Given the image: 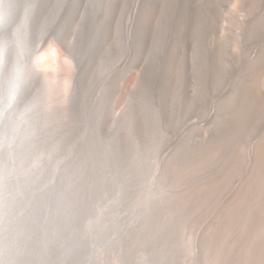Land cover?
<instances>
[{
  "label": "rangeland",
  "instance_id": "1",
  "mask_svg": "<svg viewBox=\"0 0 264 264\" xmlns=\"http://www.w3.org/2000/svg\"><path fill=\"white\" fill-rule=\"evenodd\" d=\"M244 1L0 0V264H264Z\"/></svg>",
  "mask_w": 264,
  "mask_h": 264
},
{
  "label": "bare ground",
  "instance_id": "2",
  "mask_svg": "<svg viewBox=\"0 0 264 264\" xmlns=\"http://www.w3.org/2000/svg\"><path fill=\"white\" fill-rule=\"evenodd\" d=\"M13 1V0H12ZM237 2V1H236ZM246 2V1H244ZM242 3V1H241ZM236 5V8L239 6L238 2L234 3ZM240 4V2H239ZM243 4V3H242ZM246 4L248 5L247 8H249V6L251 5V9H252V5L253 7L256 6L259 10L260 14L255 18L254 16V20L252 21V24L249 25L250 29H248L252 34H255L258 36L259 38V46H256V49H254L252 51V54L250 55V59L249 61H245L242 62V64H244L246 66V71H247V75H249V78L247 79V93H246V99H247V106H248V110L250 112L253 113V111H256L258 108H260L262 110V107L264 108V0H247ZM17 5V4H16ZM238 5V6H237ZM246 5V6H247ZM243 7V5H241ZM235 8V6H234ZM233 8V10H234ZM245 8V7H244ZM242 9V8H241ZM240 9V10H241ZM250 9V8H249ZM146 10V9H145ZM239 10V8H238ZM236 10V12L238 11ZM246 10V9H245ZM254 10V8H253ZM243 11V10H242ZM249 10H247V13ZM232 12V11H231ZM234 12V11H233ZM252 12V11H251ZM186 13L187 12H184ZM245 13V11L243 12V14ZM246 13V14H247ZM254 14H256L255 12H252ZM234 14V13H233ZM251 14V13H249ZM190 15V14H189ZM231 15V14H230ZM253 15V14H252ZM246 17V16H245ZM249 17V15H248ZM253 17V16H252ZM251 17V18H252ZM236 18V17H235ZM213 19V18H212ZM243 19V18H242ZM248 19V18H247ZM245 19V20H247ZM253 19V18H252ZM215 20V19H214ZM248 20V22H249ZM232 22V21H231ZM247 22V21H245ZM244 22V23H245ZM242 23V22H241ZM247 25V24H246ZM236 26V24H235ZM244 26V24H243ZM245 27V26H244ZM243 28V27H242ZM246 28V27H245ZM247 29V28H246ZM243 29V30H246ZM248 33V31H247ZM254 37V36H253ZM256 42V39L254 40ZM253 43V42H252ZM251 43V44H252ZM250 44V43H249ZM255 47V46H254ZM253 48V46L251 47V49ZM248 51V50H247ZM8 53V52H7ZM54 53V51H53ZM247 54V53H246ZM55 55V53H54ZM1 56V55H0ZM248 56V55H247ZM246 56V58H247ZM245 57V56H244ZM239 58V57H238ZM249 58V57H248ZM242 59V58H241ZM236 60V59H235ZM6 61V60H5ZM1 65V64H0ZM241 65V64H240ZM242 66V65H241ZM2 67V66H1ZM4 70V69H3ZM2 71V69H1ZM12 71V70H11ZM3 72V71H2ZM6 72V71H5ZM7 75V74H6ZM4 77V76H3ZM13 78V77H12ZM1 79V78H0ZM5 79V78H4ZM14 79V78H13ZM5 82H7L5 80ZM17 83V82H16ZM15 83V84H16ZM16 86V85H15ZM10 91V90H9ZM237 97V96H236ZM9 101V99H8ZM264 111V110H263ZM262 111V112H263ZM261 112V111H260ZM261 112V115H262ZM24 113V112H23ZM264 114V113H263ZM254 115V114H253ZM260 116V115H259ZM264 116V115H263ZM20 118V117H19ZM261 118V117H260ZM263 118V117H262ZM256 119V118H255ZM253 119V120H255ZM263 120V119H262ZM23 123V122H22ZM35 124V123H34ZM234 124V123H233ZM262 124V123H261ZM225 127V126H224ZM263 128V127H262ZM24 130V129H23ZM32 131V130H31ZM42 134V133H41ZM38 137V136H37ZM262 137V134H261ZM260 137V138H261ZM259 139V138H258ZM263 140H261L260 146V150H261V155H262V164H264V138H261ZM256 142V141H255ZM257 144V143H256ZM259 150V149H258ZM261 157V156H260ZM259 158V157H258ZM250 160V159H249ZM261 162V160H260ZM259 162V163H260ZM250 166V165H249ZM257 167V166H256ZM255 169V168H254ZM258 169V168H257ZM252 173V172H251ZM248 175V174H247ZM252 176V174H251ZM257 180V179H256ZM251 183V182H249ZM258 183V182H257ZM261 184V183H260ZM263 185V184H262ZM263 187V186H262ZM211 190V189H210ZM264 190V189H263ZM264 193V192H263ZM264 195V194H262ZM263 198V197H262ZM4 199H3V203H4ZM264 204V202H263ZM28 205V204H27ZM259 206V205H258ZM227 208V207H226ZM253 208V207H252ZM263 208V207H262ZM260 209V208H259ZM13 210V209H12ZM231 211V210H230ZM257 216L259 219H261L262 221H264V208L259 210V212L257 213ZM229 217V216H228ZM254 222V221H253ZM263 224V223H262Z\"/></svg>",
  "mask_w": 264,
  "mask_h": 264
},
{
  "label": "water",
  "instance_id": "3",
  "mask_svg": "<svg viewBox=\"0 0 264 264\" xmlns=\"http://www.w3.org/2000/svg\"><path fill=\"white\" fill-rule=\"evenodd\" d=\"M2 101L1 96H0V102ZM7 154L2 155L0 154V190L3 188L4 183H7V181L10 180L12 173H11V168L10 164L14 163L15 156L13 154V150L6 151ZM10 189V195H11V188L8 185ZM12 197V195H11ZM3 260L5 264H11L13 262V259L11 256L7 253V250H3Z\"/></svg>",
  "mask_w": 264,
  "mask_h": 264
}]
</instances>
